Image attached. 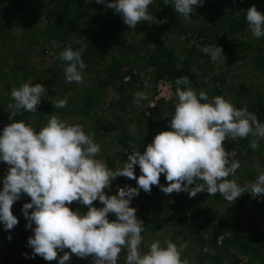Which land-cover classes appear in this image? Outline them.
Wrapping results in <instances>:
<instances>
[{"label": "trees", "instance_id": "trees-1", "mask_svg": "<svg viewBox=\"0 0 264 264\" xmlns=\"http://www.w3.org/2000/svg\"><path fill=\"white\" fill-rule=\"evenodd\" d=\"M35 1L38 0L7 1L5 8L0 9V40L7 27L14 23L19 29H31V46L40 44L43 48L48 41L57 43L58 56L69 45L74 50L84 46V72L93 74L94 79L87 85L82 84L76 101H71L72 96L76 94L75 86L81 82L75 83L71 99L66 97V107H53L48 97L65 99L53 96L54 90L57 87H64V91L69 89L63 82H55L57 78L62 81L64 78V62L55 56L60 66L49 80L42 81L43 86L46 82L50 85V95L41 97L37 113L21 110L14 120H23L37 131L49 115H56L70 124L83 125L84 131L91 133L94 142L101 146L97 158L106 161L112 170L122 167L133 152V146L143 154L158 132L170 130L168 120L174 114L178 99L175 80L180 76H189L193 88L197 92L204 90L210 100L223 96L236 108H247L264 122V92L261 90L264 86V37L254 39L245 19V11L253 5L264 12V0H204L202 6H193L195 12L188 20L176 12L171 3L165 5V0H154L148 11L156 22H141L135 29L128 28L118 13L95 0H53L43 6ZM8 10H11L9 17L5 14ZM163 30L181 43L179 53L162 38ZM209 45L221 47L224 58L213 61L202 53L201 48ZM44 50H41L42 55ZM238 67L255 71L263 82L260 85V82L257 85L239 82ZM0 74L4 83V72ZM14 75V87L5 85L7 99L0 108L5 109L6 122L0 123V130L11 122L8 119L11 111L8 105L14 103L11 91L22 84L18 73ZM160 81L170 84L173 95L168 101L155 100ZM53 84L55 87L50 89ZM137 92L146 93L148 99L135 103ZM63 94L60 92L59 96ZM149 103L155 106L149 108ZM248 139L228 138L223 146L240 162V168L228 179L250 190L260 175L253 167L257 163L263 172L264 159L261 149L253 150ZM134 168L135 175L140 176L139 166ZM160 184H167L163 174ZM125 185L136 187V181L118 177L107 194L115 195L117 187ZM160 195V188L154 185L150 194L140 190L131 202L130 206L137 210V218L144 223L141 251L147 252L144 239L149 237L163 244L166 240L177 246L187 243L181 259H186L188 264H264V195L253 198L250 193H244L234 202L225 200L220 193L210 196L204 192L193 198L186 192L171 193L170 198L173 195L175 198L170 202L158 200ZM29 202L30 197L22 194L21 200L13 204L11 211L19 221L13 229L5 231L0 224V264H57L56 260L49 262L39 256L26 259L23 255L27 253L31 257L32 253L26 246L32 231L26 229L27 221L21 212L23 204ZM231 205L243 211L229 208ZM93 206L102 205L97 201ZM69 207L81 213L87 210L78 202ZM245 207L249 208L245 210ZM113 219L114 214H109V220ZM8 236H11L10 241ZM126 255L124 248L118 264H125ZM85 260L92 263L90 257Z\"/></svg>", "mask_w": 264, "mask_h": 264}, {"label": "clouds", "instance_id": "clouds-1", "mask_svg": "<svg viewBox=\"0 0 264 264\" xmlns=\"http://www.w3.org/2000/svg\"><path fill=\"white\" fill-rule=\"evenodd\" d=\"M95 2L118 13L128 28L135 29L145 21L156 22L148 11L154 0ZM169 3L188 20L195 12L193 6H202L204 0H165V5ZM245 13L252 37H264V12L253 5ZM201 51L213 61L224 58L222 48L216 45ZM83 52L84 46L74 50L69 45L59 53L67 83L83 81ZM175 84L178 99L168 120L170 130L158 132L143 154L133 146L127 161L116 170L97 158L101 146L81 124L49 115L47 123L37 131L23 120H14L21 110L37 113L41 97H48V93L42 84L33 82L12 89L14 103L8 105L11 122L0 130V162L8 166L0 180V224L5 231L13 229L19 223L11 211L13 204L22 194L30 197V202L21 208L27 221L25 227L32 231L26 245L32 253L31 257L23 254L26 259L39 256L45 261L67 264L74 255L79 259L90 257L92 264H118L119 254L126 248L125 264H188L181 259L187 243L177 246L171 240L162 244L157 239L147 252H141L144 223L130 206L140 190L150 194L155 185L166 195L186 192L189 198L204 192L210 196L220 193L229 202L244 193L253 198L264 195V172L250 190L228 179L240 168V162L223 146L228 138L251 136L250 147L257 150L260 140H264V122L247 108H236L223 96L210 100L204 90L197 92L193 88L187 75L176 78ZM48 99L57 109L67 106L66 98ZM147 99L146 93H135V103ZM134 166H139L138 177ZM161 174L169 182L166 187L160 184ZM118 177L135 180L136 187L118 186L115 195H108ZM97 201L102 206H93ZM73 202L86 206V212L70 209ZM109 214H114L115 219L110 221ZM7 239L10 241L11 236Z\"/></svg>", "mask_w": 264, "mask_h": 264}, {"label": "rangeland", "instance_id": "rangeland-1", "mask_svg": "<svg viewBox=\"0 0 264 264\" xmlns=\"http://www.w3.org/2000/svg\"><path fill=\"white\" fill-rule=\"evenodd\" d=\"M7 1L8 0H0V9L5 8ZM52 1L53 0H38L35 2H37L38 5H40L42 3L41 5L43 6L45 3H47V4L52 3ZM90 1H92V0H90ZM5 14L9 17L11 15V10H8L7 12H5ZM37 27L40 28L39 21H37ZM160 35L167 42V44L171 45L172 49H174L177 53H179V50L181 47L180 42L176 41L174 39V37L171 36V34L167 30H163L162 34H160ZM30 36H31V29L30 28H26L25 30H22V29H19L18 27H16L14 23H11L7 27V30L5 31L3 38H1V40H0V72L1 71L4 72L3 75H5L4 83H3V81L0 80V106H2L7 99L4 97V93L6 92L5 85L9 84V86L14 87L13 86V78L15 76L14 73H18L19 78L18 77L17 78L19 79L20 83H22V84L25 82H33V85H35V83L37 81H38L37 83L42 84L43 83L42 81L43 80H49V76L54 72L55 68H58L60 66V65H58V64H60V62H58V64H57V62H55L56 58H54L55 56H58V52H59L58 44L55 42L48 41L47 45L45 44L43 47L45 50L43 52L44 55H42L41 54V50L43 49L42 45L35 44V45L31 46L30 45V41H31ZM16 54H19V56H16ZM57 70H58L59 74L63 77V75L61 74V71L59 69H57ZM237 70H238V74L241 75L240 76L241 79L239 80V82L240 81H247V83H248L247 85H254V84L257 85L259 82H260L259 83V85H260L263 82L260 80V76L255 71H251V69H249V68L244 70V67H241V68L238 67ZM100 73L101 72L98 70V74H100ZM83 78H84L83 81L80 83L81 85L75 86L76 94L74 96H72L73 99L71 101L77 100L76 95H78L81 92L80 90L82 88V84H85V85L89 84L88 82L91 79H94V75L93 74L89 75L87 73L85 74V72H84ZM55 82H63V84L68 85L69 89L67 91H64V87H57L53 92V96L56 94L58 97H62V98L70 97V99H71V95L74 94L73 90H74V85L76 82L67 83L65 80V75H64L63 81L61 80V78L60 79L57 78L55 80ZM49 86L50 85L48 84V82L44 83V87H45L47 93L50 95ZM54 87H55V85L53 84V87L52 88L50 87V89H53ZM71 87L73 88L72 90H71ZM17 88H19V87L17 86ZM261 90L264 92V86H263V89H261ZM60 92H64V94L62 96H59ZM69 101H68V103L73 105V103L69 102ZM4 110L5 109L0 108V123L2 121L6 122V120H5L6 117L4 116V114H5ZM48 118H49V116H47L43 120V122H42L43 125H45L47 123ZM248 138H249L248 139L249 142H251V140L253 139V137H251V136H249ZM259 148L261 149V152H263L262 159H264V140H260ZM7 168H8V166L5 163L0 162V180H2L3 177L5 176V174L7 172ZM253 169H255L257 171V174L262 173L260 171V167L258 166L257 163L254 165ZM263 170H264V167H263ZM168 183L169 182H167V184H163V185L166 187L168 185ZM0 187L1 188L3 187L2 183H1ZM160 193H161V195L158 197L159 198L158 200L170 202V201H172V199L175 198V195H173L172 198H170L169 194L166 195L161 190H160ZM173 193L178 194L176 192H173ZM183 193H185V192H182V194ZM229 208H239V207H237L235 205H231V206H229ZM248 208L249 207H245V210H247ZM239 209L241 212L243 211V209H241V208H239ZM217 213H219V211ZM144 240H145V244L147 245V247L153 241V240H150L149 237H146ZM162 241H164V240H162ZM162 244H163V242H162ZM147 250L148 249L146 248V251ZM141 252H144V251H141ZM58 254L60 255L63 253H58ZM67 264H92V263L89 262L88 260H85V259H79L73 255L71 257L70 261L67 262Z\"/></svg>", "mask_w": 264, "mask_h": 264}, {"label": "built area", "instance_id": "built-area-1", "mask_svg": "<svg viewBox=\"0 0 264 264\" xmlns=\"http://www.w3.org/2000/svg\"><path fill=\"white\" fill-rule=\"evenodd\" d=\"M156 92H157V95L155 97V100L163 99L164 101H168L172 98V95H173L170 84L166 81H160L157 84ZM154 106L155 104L151 103L149 105V108H153Z\"/></svg>", "mask_w": 264, "mask_h": 264}]
</instances>
